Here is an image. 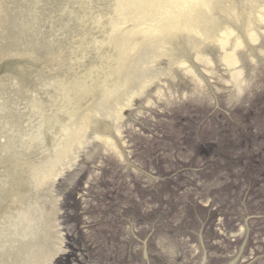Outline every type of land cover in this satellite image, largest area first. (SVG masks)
I'll list each match as a JSON object with an SVG mask.
<instances>
[{
    "label": "rangeland",
    "instance_id": "obj_1",
    "mask_svg": "<svg viewBox=\"0 0 264 264\" xmlns=\"http://www.w3.org/2000/svg\"><path fill=\"white\" fill-rule=\"evenodd\" d=\"M262 44L236 49L235 66L212 44L188 48L182 67L162 55L161 73L120 103L109 142L87 137L100 121L85 129L37 191L46 264H264Z\"/></svg>",
    "mask_w": 264,
    "mask_h": 264
},
{
    "label": "bare ground",
    "instance_id": "obj_2",
    "mask_svg": "<svg viewBox=\"0 0 264 264\" xmlns=\"http://www.w3.org/2000/svg\"><path fill=\"white\" fill-rule=\"evenodd\" d=\"M259 37L264 0H0V60L23 59L0 74V264H46V229L33 235L38 189L94 122L87 137L110 141L120 103L161 73L162 55L182 67L188 48L212 44L235 66ZM239 71L229 72L241 89Z\"/></svg>",
    "mask_w": 264,
    "mask_h": 264
}]
</instances>
